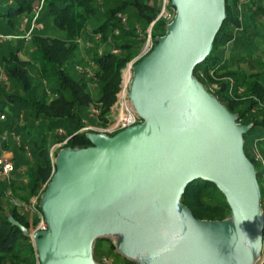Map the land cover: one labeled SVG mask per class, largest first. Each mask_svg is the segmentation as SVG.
<instances>
[{"label":"water","instance_id":"1","mask_svg":"<svg viewBox=\"0 0 264 264\" xmlns=\"http://www.w3.org/2000/svg\"><path fill=\"white\" fill-rule=\"evenodd\" d=\"M175 13L132 66L127 98L141 122L90 144L61 147L39 194L45 230L27 235L37 264H102L97 240L134 264H259L264 212L254 164L243 148L252 126L238 121L193 74L211 52L225 0H169ZM211 182L228 214L196 218L187 184Z\"/></svg>","mask_w":264,"mask_h":264},{"label":"trees","instance_id":"2","mask_svg":"<svg viewBox=\"0 0 264 264\" xmlns=\"http://www.w3.org/2000/svg\"><path fill=\"white\" fill-rule=\"evenodd\" d=\"M94 1L96 0H43L38 17L39 23L51 18L52 22L64 31V37L49 36L42 32H36L30 36L32 44L31 62L39 65L40 77L47 85L41 92L37 93L36 88L31 86L27 78L24 68L28 64V60L19 58V46L13 50L8 49L6 54H0V69H2L6 79L18 81L22 91H5L0 85V110L5 115L12 113L18 117L21 116V112H28L26 121L12 123L8 128L10 133L19 137V148H22V145H33L29 152L32 162L27 172L30 195L39 194L52 173L53 158L50 157L46 145L49 132L56 128L63 129V135L56 134L52 138V141L55 142L68 137L66 142L53 152V157L61 147L82 148L88 146L90 142L86 139L85 132L79 131L84 125L83 118L86 116V106L92 101L99 102V120L100 122L106 120V115L109 113L118 88L120 70L127 61L135 56L136 47L141 46L143 40L138 37L137 27L131 26L129 22L124 25L120 24L116 13L121 12L129 17L130 15L128 16L127 13L131 10L137 19L144 22L141 26L143 30L152 22L150 31L152 40L164 32V22L161 19H155L160 8L157 5V0H122L121 3L107 9L103 13V19H100L101 15L94 5ZM32 3V0H0V21L3 19L11 21L13 16L23 12L31 16ZM225 10L226 17L214 38L212 50L201 63L194 67L193 74L204 86L206 84L205 79L197 75L199 69L204 72V76L208 80H211L209 75L211 70H214L217 76L227 75L234 81V92H236V88L241 82L242 77H239L241 74L237 70L228 69L231 62H227V57L220 60L216 55L220 43H225L239 24L238 16L234 15L227 0H225ZM89 18L99 20L95 25L90 26ZM114 30L118 31L117 34H114ZM238 32L244 33L242 29ZM96 33L101 34L99 41L102 43L112 38V45L117 49L116 52L110 49L100 53L97 51L90 53L89 60L96 65L93 72L94 78L90 77L98 86V93L94 95L87 89L86 75L81 73L78 78L73 77L69 71L64 69L63 63L72 56L73 50L77 46L76 39L78 37L85 35L88 38H93ZM17 39L20 42L23 41L20 37ZM249 53L251 54V52ZM250 54L242 56L243 59L252 61ZM219 70H224V74H218ZM218 80L219 88L215 93L218 100L231 112L238 114V121L252 124L251 128L243 134V148L246 143L245 137L249 135L252 136V140L264 143V109L258 112L259 119L245 120V116L255 106L256 102L249 99L244 102V99L236 97L237 93L230 96L227 92L228 80L224 78ZM248 91L264 100V85L256 79L249 81ZM5 108H9V110L6 111ZM37 118L41 123H34ZM93 121L95 123V120ZM244 152L254 164L261 188V198H263L262 171L259 168V163L253 159L250 150L247 153L244 149ZM10 184L12 185V181ZM2 188L0 182V193ZM181 201L199 219H222L229 212L223 195L215 185L200 179L187 184ZM261 205L264 212V204L261 203ZM8 214H11L15 220L27 227L25 218L19 214L16 206L11 204L5 208L0 202V264H37L35 250L29 237L8 221ZM259 264H264V237Z\"/></svg>","mask_w":264,"mask_h":264},{"label":"rangeland","instance_id":"3","mask_svg":"<svg viewBox=\"0 0 264 264\" xmlns=\"http://www.w3.org/2000/svg\"><path fill=\"white\" fill-rule=\"evenodd\" d=\"M33 3L31 4V7L34 3L37 2V0H32ZM122 0H96L94 1V5L99 10V14L101 15L100 19H103V13L121 3ZM155 1V0H154ZM158 1V6H160V0ZM227 3L230 4V7L232 8V11L234 15H238V11L236 8V4L234 0H227ZM128 9V8H127ZM128 11V10H126ZM131 11V10H130ZM128 11V16L126 17V22H129L132 25L137 27V33L138 37L141 38L143 41L146 39L147 35L145 34V30L148 27L146 26L145 30L142 29V25L144 22L137 19L133 14L132 11L130 13ZM30 15L26 12H23L21 14L15 15L11 18V21H7L6 19H3L0 21V54H6L7 50H13L16 47H20V52L18 53V56L21 60H28V64L25 66V71L27 78L29 79V82L32 87L36 88V92L39 93L42 90H44L47 85L40 77V69L39 65L36 63H32L30 59V54L32 50V44L31 40L24 39L22 37L23 33L28 30L30 26ZM23 20L25 21V26L23 27ZM99 20V19H98ZM98 20H95L93 18L88 19V23L90 26H93L96 24ZM242 26L243 32L233 33L234 34V41L230 48H228V52L225 54V43H220L219 49L216 52L217 57L220 60H223V57L227 55V62H231L228 65V69L237 70L241 75L239 77L241 78V82L239 83V86L236 88V90L239 88L240 92H234L237 93L236 97L244 99V102H247L248 99L255 101L256 104L253 106L250 111L245 116V120H251L253 118L259 119L260 116H258V112L261 109H264V100L258 98L256 95H253L249 93L248 91V83L249 81H252L256 79L257 81L261 82L264 85V7L260 5V3L257 4L256 8L251 10L248 8L246 11L242 12V22L240 24ZM229 29V28H227ZM36 32H42L49 36H55L58 38L64 37V31L59 29L53 22L51 18H48L47 20L40 23L39 29H33L31 32V35ZM232 34V35H233ZM30 35V36H31ZM22 38L23 41L20 42L17 38ZM3 39H6L5 41ZM142 41V42H143ZM76 48L73 50L72 56L67 58L65 62L63 63L64 69L69 71L73 77L78 78L81 73V68H87L88 61H89V55L92 51L97 52H103L110 49H117L114 47L112 38L105 42H100L99 39L94 38H88L85 35H82L76 39ZM144 43V42H143ZM142 47L138 46L135 50V56L136 57ZM251 52V54L249 53ZM252 55V61H245L242 56L244 55ZM133 57V58H134ZM1 68V67H0ZM80 68V69H79ZM218 74H224V70H219ZM2 76H4V73L1 69V76H0V85L2 86L3 90L5 91H18L22 92L20 88V83L18 81H15L13 79H5L3 80ZM87 77V76H86ZM217 81L218 79H227L229 78L227 75L220 76L216 75ZM231 78V77H230ZM87 79V89L90 93H93L96 95L98 93V86L93 85V80H91L89 77L85 78ZM2 81V83H1ZM50 96V95H49ZM247 104V103H246ZM245 105V103H244ZM243 106V105H241ZM88 108V106H86ZM86 108V109H87ZM5 110H9V108H5ZM28 112L23 111L21 112V116H16L12 113H7L4 120L0 121V134L5 133L6 134V141L3 144L2 148L6 150L7 152L11 153L12 157V163L14 165V171L10 174V180H3L0 179V182L2 183L3 190L0 193V202L1 204L7 208L11 205V197L10 195L14 194L15 197L18 200H28L30 198V191H29V184L27 182V172L29 167L31 166V158L29 157L27 152H30V150L33 148L32 144H27L26 146L22 145V148H19V144H16L12 141V138L10 136L9 128L12 123H18L19 121H26V118ZM94 120V119H93ZM92 118H90L87 115L83 118V122H86L88 124H94V121ZM240 122V120H239ZM34 123H41V121L37 118L34 120ZM56 135L55 130L49 132V135L46 139V145L47 148L50 150L57 148V143L55 141H52V138ZM246 143L244 145V149L247 153H249V150L251 148V145L253 141L252 136H246L245 137ZM256 145L258 148V151L263 156L264 154V143L262 141H256ZM52 171V170H51ZM10 181H12V185L10 184ZM219 199V198H218ZM215 201V199H214ZM94 257L98 260L101 256L107 255L111 256L113 258V261L120 262L121 264H132L130 261L122 258L119 256L115 251L113 246L107 241V240H97L94 245L93 249Z\"/></svg>","mask_w":264,"mask_h":264},{"label":"built area","instance_id":"4","mask_svg":"<svg viewBox=\"0 0 264 264\" xmlns=\"http://www.w3.org/2000/svg\"><path fill=\"white\" fill-rule=\"evenodd\" d=\"M42 2L43 0H37L36 3H34L31 7V18H30V26L28 30H26L22 37L24 39H29L31 32L33 29H39L40 23L38 21L39 13L42 8ZM236 8L238 11V25L237 27L232 31L231 37L226 40L225 42V50L224 53L226 54L228 52V48L231 47L233 41H234V34L237 33L239 30L242 29V26L240 25L242 22V12L246 11L248 8L251 10L255 9L257 4L260 3L264 7V0H235ZM175 13L174 7L170 4L169 0H160V8L159 11L155 17V19H161L164 24H167L171 21ZM116 17L119 19L120 24L124 25L126 24V17L123 13L118 12L116 13ZM25 21L23 20V27L25 26ZM151 25L152 22L148 25V27L145 30V34L147 35L146 39L142 42V47L139 52V54L132 58L131 60L127 61L125 66L121 68L120 74H119V82H118V88L115 92V98L110 106L109 113L106 115V120L104 122H100L99 120V114H100V103L92 101L89 103L87 108V115L95 120L94 124H88L86 122H83L84 125L79 129V131L82 132H88V131H94V132H101L108 135H112L116 133L117 131L137 124L141 122V119L135 114L132 106L130 105L128 98H127V92H128V85L132 76V66L135 63V61L139 58H141L143 55H145L154 45V40L151 38ZM117 30H114V34H117ZM234 33V34H233ZM233 34V35H232ZM2 37V35H0ZM101 34L96 33L94 34V39H100ZM113 52H116V49H112ZM100 53V51H99ZM227 57L225 55L223 57V60ZM96 65L92 61H88L87 68H79L83 74H85L87 77L94 78L93 72ZM197 75L203 79H205V88L212 94L216 96V91L219 88L217 77L214 70H211L209 72L211 80H208L204 76V72L202 70H197ZM0 76H1V69H0ZM3 80H5V76H2ZM228 80V94L230 96H233L234 94V81L231 78H227ZM93 85L95 86L96 83L93 80ZM241 90L238 88L236 92H240ZM217 97V96H216ZM5 113L0 110V121L5 119ZM55 133L57 135H63L64 131L62 128H56ZM11 138L19 144V137L15 135L14 133H10ZM6 134L2 133L0 134V179L3 180H10V174L14 171V165L12 163V160L10 156L7 154V151L2 148L3 144L6 141ZM68 137L63 139L62 141H59L57 143V148L63 145ZM56 148V149H57ZM54 149L50 150L49 155L51 158H53V152L56 150ZM251 155L253 159L259 163V168L262 171V184H263V192H264V158L261 155V153L258 151L256 141H253L251 148ZM29 155V152H27ZM53 172V169H52ZM45 184L42 186L44 188ZM40 194V193H39ZM39 194L31 195L30 198L26 200H18L14 195H10L11 197V204L17 207L18 212L21 216H23L27 222V229L29 230L30 235H32L37 230H45L46 229V222L44 221L43 214L40 211L38 207V199ZM261 203L264 204V196L261 198ZM99 262L102 264H121L120 262H114L113 258L111 256L103 255L98 259Z\"/></svg>","mask_w":264,"mask_h":264},{"label":"crops","instance_id":"5","mask_svg":"<svg viewBox=\"0 0 264 264\" xmlns=\"http://www.w3.org/2000/svg\"><path fill=\"white\" fill-rule=\"evenodd\" d=\"M5 76V75H4ZM6 78V77H5ZM12 140H13V138H12ZM14 141V140H13ZM7 154L10 156V158H11V160H12V155H11V153L10 152H7Z\"/></svg>","mask_w":264,"mask_h":264}]
</instances>
